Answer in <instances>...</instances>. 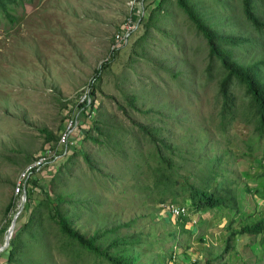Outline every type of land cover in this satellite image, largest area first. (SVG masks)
I'll return each instance as SVG.
<instances>
[{"label": "rangeland", "instance_id": "rangeland-1", "mask_svg": "<svg viewBox=\"0 0 264 264\" xmlns=\"http://www.w3.org/2000/svg\"><path fill=\"white\" fill-rule=\"evenodd\" d=\"M156 1L23 0L12 7L13 21L0 15V248L23 204L15 195L19 174L52 150L60 157L39 172L41 187L33 190L34 203L46 195L59 196L72 229L85 239L94 238L101 249L131 254L133 264H264V233H241L246 224H264L258 152L245 154L251 129L242 124L225 132L217 128L220 66L212 63V79L206 83L211 64L206 41L176 0H168L159 18L146 27ZM190 1L206 25L240 40L224 46L237 62L264 60V34L245 19L241 0ZM256 12L264 22V0H256ZM129 19V37L111 52ZM105 63L109 65L101 71L93 97L95 111L85 120L77 116L78 103ZM99 113L106 126L103 134L94 129L84 138V128L98 120ZM74 118L70 143L60 146L59 136ZM133 122L158 130L174 150L173 163L181 175L204 178L214 163V184L228 189L223 194L217 189L216 195L224 196L231 209L188 211L179 218L158 204L152 179L132 175L137 153L147 157L152 152ZM114 131L113 143L107 145L104 134ZM75 149L86 153L90 163L79 153L70 159ZM10 203L14 207L8 210ZM38 207L34 217L44 230L24 228L28 214L21 212L16 219L14 229H22L24 248L15 264H74L68 253L60 252V235L46 207ZM80 258L75 264H107L92 254ZM0 264H7L1 252Z\"/></svg>", "mask_w": 264, "mask_h": 264}, {"label": "trees", "instance_id": "trees-1", "mask_svg": "<svg viewBox=\"0 0 264 264\" xmlns=\"http://www.w3.org/2000/svg\"><path fill=\"white\" fill-rule=\"evenodd\" d=\"M22 1L23 0H0V15L5 16L9 21H13L11 17L12 7L19 5ZM167 2L168 0L156 1V6L151 9L150 14L147 16L146 27H150L151 24L159 18V14L163 11V7ZM176 5L186 16L187 20L195 26L198 34L206 41L208 56L211 61V64L206 69V75L208 76L205 81L206 83L212 79V63L216 62L220 66L221 72L217 77L218 80L215 89V108L218 109L216 114L218 117L216 119L218 120L217 128L225 132L228 127H233L235 124H242L251 129L249 135L246 136L249 139L244 142L246 147L245 154L252 156L254 152H258V155L255 157L259 169L257 177L258 179L264 180V60L250 65L240 64L234 58L232 50L224 47L225 45L234 46L238 44L240 42L239 39L220 35L214 28L206 25L190 0H176ZM241 7L245 19L256 31L264 34V22L259 19L256 12V0H241ZM137 18L138 17L133 16L134 20ZM144 19L145 18L142 17L140 23L143 22ZM144 38L145 36H142L139 41L143 42ZM118 49L113 50V53H116ZM111 59H113V56ZM108 65V63H105L100 69L95 71L91 83L89 84V102L85 100L84 103L78 104L79 113L77 116L84 117L86 120L89 119L95 111L93 97L96 94L101 79V71H104ZM201 86L203 87V84H201ZM236 91L241 95V100L236 95ZM130 100H132V98H130ZM99 115L100 113L98 114V120L93 119L95 123L93 126V120L90 126L85 124L84 138L91 137V131L94 129L98 130V135L103 134V129H105L106 126L102 117ZM96 124H98V127ZM133 124L141 134L140 138H148L147 141L149 142L152 152H150L147 157H144L141 153H137L138 158L135 162L139 163L134 166L135 170L134 173L132 172V175L147 174V176L152 179V189L158 196L156 199L158 204L166 206L168 211L170 206L185 208V213L179 215V218L188 215V211L192 213H208L222 206L226 209L229 208L224 196L216 195L217 189L221 191L222 194L224 191H228V189L225 190V188L222 187L220 189L215 185L216 183L214 184L216 175L218 174L213 168L214 163L209 165L208 172L205 176L208 178L207 180L205 177L196 178L194 174L190 172L181 175L178 172V168H176L173 163V157L175 155L174 150L161 139L158 130L134 122ZM79 127L80 126H78V129ZM112 134L116 135L117 133L114 131L113 133L108 132L104 134L107 145L113 143ZM113 148H115V144H113ZM75 151V153L70 155V159L79 153L88 164L90 163L86 153L82 152L80 149H75ZM61 167L67 168V164ZM143 170L146 172L141 173ZM38 175L39 172H34L28 179L30 188L25 192V202L23 203V209L21 211L23 215H29L28 222L24 225V228L35 227L44 230L45 226L37 221L38 217H34L37 212V210L34 212V209H38L39 205L43 206L44 204L48 211V220L57 226V233L60 235L58 240L60 252L68 253L66 255L70 257L69 260L74 264L81 260L80 257L84 253L89 255L92 254L94 257L105 261L107 264H133L131 254H126L125 252L124 254L115 255L109 250L101 249L99 246H96L94 244V238L85 239L82 235L75 232L70 226V221L67 220L65 214L61 211V206H63L62 204L64 202L59 196H55L54 199H51L46 195L45 200L40 204H35L33 190L41 187L38 180L39 178H37ZM190 177H192L194 181L190 182ZM179 199H181V202H179ZM232 206L235 207V205ZM12 207H14V205L10 203L8 205V210ZM230 209L231 207L229 210ZM21 231L22 229H20L19 226L14 229L8 248L1 252L6 255L7 264H15L24 248L20 240ZM241 233L253 236L262 235L264 233L263 220H259L253 224H246L242 228ZM122 244L127 246V242L125 241H122ZM118 245L117 242H114L113 247L117 248ZM81 262H84V260ZM206 264L211 263L207 262Z\"/></svg>", "mask_w": 264, "mask_h": 264}, {"label": "built area", "instance_id": "built-area-1", "mask_svg": "<svg viewBox=\"0 0 264 264\" xmlns=\"http://www.w3.org/2000/svg\"><path fill=\"white\" fill-rule=\"evenodd\" d=\"M130 20V19H129ZM133 29L132 26V22L131 20L126 24V26L124 27V32H122L120 35H117L115 37V43L112 45L111 48V52H113V50L118 49V44L122 43L124 41L127 40V38L130 35L131 30ZM88 93L85 94L80 102L78 104H82L84 103L85 100H88ZM77 118V117H76ZM76 127V119L74 118L71 119L69 121V124L67 125L66 129L64 130V132L59 136V141L58 144L60 146H64L67 147L68 144L70 143V134L71 131L73 130V128ZM56 151H46L41 153L39 156H37L33 162H31L30 164H28L19 174L17 181L15 183V195L20 196L21 198L24 199L25 196V192H26V184L28 183V179L30 178V176L34 173V172H40L42 169H44L51 161L54 162V160L57 157H60V155H55ZM169 211L172 214L175 215H181L185 213V208L183 207H179V206H170L169 207Z\"/></svg>", "mask_w": 264, "mask_h": 264}, {"label": "water", "instance_id": "water-1", "mask_svg": "<svg viewBox=\"0 0 264 264\" xmlns=\"http://www.w3.org/2000/svg\"><path fill=\"white\" fill-rule=\"evenodd\" d=\"M24 202H25V196H24V199H23V203ZM22 209H23V204L21 205L20 210L14 215V217L12 219L10 228L8 230V233H7L6 237H5L4 245L0 248V252H3L7 248V246L9 245V241H10L12 233L14 231V226H15V223H16V219L19 216V214L21 213Z\"/></svg>", "mask_w": 264, "mask_h": 264}, {"label": "bare ground", "instance_id": "bare-ground-1", "mask_svg": "<svg viewBox=\"0 0 264 264\" xmlns=\"http://www.w3.org/2000/svg\"><path fill=\"white\" fill-rule=\"evenodd\" d=\"M21 208V207H20Z\"/></svg>", "mask_w": 264, "mask_h": 264}]
</instances>
